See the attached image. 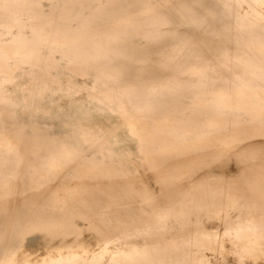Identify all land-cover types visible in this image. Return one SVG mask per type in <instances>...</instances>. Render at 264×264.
I'll return each instance as SVG.
<instances>
[{
	"label": "bare ground",
	"instance_id": "1",
	"mask_svg": "<svg viewBox=\"0 0 264 264\" xmlns=\"http://www.w3.org/2000/svg\"><path fill=\"white\" fill-rule=\"evenodd\" d=\"M0 264H264V0H0Z\"/></svg>",
	"mask_w": 264,
	"mask_h": 264
},
{
	"label": "rangeland",
	"instance_id": "2",
	"mask_svg": "<svg viewBox=\"0 0 264 264\" xmlns=\"http://www.w3.org/2000/svg\"><path fill=\"white\" fill-rule=\"evenodd\" d=\"M77 80L79 82H82L84 78L78 77ZM90 82L87 81L86 84H89ZM85 92L78 93L73 96V99L75 102L83 104V106L86 107L88 105L87 110L85 111L87 114L85 115L86 118V124L97 128V127H103L108 129L109 131H113L114 133V144L115 148L117 150H128L133 155V158H136V151H135V145L133 144V140H131L127 127L122 123H113V122H120V119L117 118L115 115L109 116L108 114H100L99 112L95 111L91 105H89V102L86 98ZM60 106L63 107V120H67L69 117H71L75 113V107L70 105V100L68 97H58ZM68 117V118H66ZM94 121V122H93ZM64 124H62L63 126ZM118 125V126H115ZM117 127L116 131L113 130V128ZM71 128H62L61 130L63 132L69 131Z\"/></svg>",
	"mask_w": 264,
	"mask_h": 264
},
{
	"label": "water",
	"instance_id": "3",
	"mask_svg": "<svg viewBox=\"0 0 264 264\" xmlns=\"http://www.w3.org/2000/svg\"><path fill=\"white\" fill-rule=\"evenodd\" d=\"M109 2V1H108ZM107 2V3H108ZM161 2H158V5L160 4ZM116 6L118 5V6H120V4H115ZM113 8V5L111 4V6H105L104 7V9H103V13L106 15V13H108L109 11H112L111 9ZM117 10H118V8H116ZM118 12V11H117ZM115 14H118V13H115ZM76 112V111H75ZM121 121V120H120ZM83 122V121H82ZM119 123H122V124H124L125 125V123H123V122H119ZM66 124V123H65ZM69 127H70V125H68ZM81 126H85V128L86 129H84V131H86L85 133H87L88 132V136L89 137H91L92 138V135L94 136L95 135V133H97V131H100V132H103V133H106V131H107V133L109 132L110 134V136H111V139H110V144L112 145V146H114L115 147V142H114V138H113V135H114V133L115 132H111V131H109L108 129H106V128H103V127H97V128H94V127H91V126H89V125H87V124H82ZM118 126V125H117ZM126 126V125H125ZM72 128H74L75 126H71ZM127 127V126H126ZM58 128V127H57ZM56 128V129H57ZM80 128V127H79ZM79 128H76V130H78ZM83 128V127H82ZM116 129H117V127H115V128H113V130H115L116 131ZM39 130V129H38ZM76 130H75V132H76ZM64 133H69V132H64ZM68 138H69V134H64V136H62V140H64V141H59V143L58 144H61V146H63L64 145V142H67L68 143ZM71 139V138H70ZM67 143H65V144H67ZM101 143V142H100ZM99 145H101V144H99ZM29 148L31 147V146H28ZM90 147V146H89ZM88 147V148H89ZM28 148V149H29ZM84 147H82L81 148V150H80V148L78 149V150H80V153H83L84 152ZM77 150V151H78ZM115 150H117L116 148H115ZM135 151H136V158H133V154L130 152V151H128V150H117V152H119V154H118V156L120 157V159L124 162V163H127V162H129V161H131V160H135V159H137V156H138V151H137V147L135 146ZM41 152L42 153H44V152H46L45 150H42L41 149Z\"/></svg>",
	"mask_w": 264,
	"mask_h": 264
}]
</instances>
